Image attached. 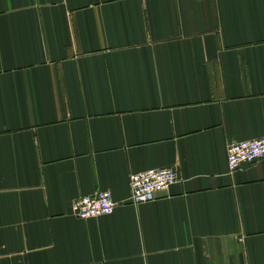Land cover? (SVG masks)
I'll return each mask as SVG.
<instances>
[{
  "label": "crops",
  "instance_id": "0c3cea01",
  "mask_svg": "<svg viewBox=\"0 0 264 264\" xmlns=\"http://www.w3.org/2000/svg\"><path fill=\"white\" fill-rule=\"evenodd\" d=\"M260 137L264 0H0V264H264Z\"/></svg>",
  "mask_w": 264,
  "mask_h": 264
},
{
  "label": "built area",
  "instance_id": "2783aa9c",
  "mask_svg": "<svg viewBox=\"0 0 264 264\" xmlns=\"http://www.w3.org/2000/svg\"><path fill=\"white\" fill-rule=\"evenodd\" d=\"M264 158V137L231 144L227 151L229 172L233 173L242 165L252 164ZM173 168H151L133 173L130 176L132 203H146L156 199L161 192L178 180ZM115 201L110 190L98 191L93 195H84L74 201V213L81 219L111 214Z\"/></svg>",
  "mask_w": 264,
  "mask_h": 264
}]
</instances>
